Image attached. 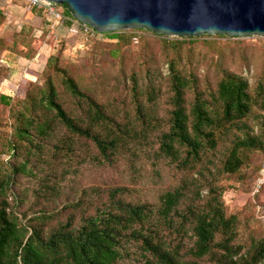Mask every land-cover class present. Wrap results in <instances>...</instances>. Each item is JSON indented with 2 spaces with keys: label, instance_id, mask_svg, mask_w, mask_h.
Listing matches in <instances>:
<instances>
[{
  "label": "trees",
  "instance_id": "1",
  "mask_svg": "<svg viewBox=\"0 0 264 264\" xmlns=\"http://www.w3.org/2000/svg\"><path fill=\"white\" fill-rule=\"evenodd\" d=\"M33 7L37 12L46 11ZM3 20L0 12V24ZM71 20L66 24L71 25ZM39 29L41 40L32 39L33 27H22L13 35L21 36L18 41L15 37L0 39V57L3 51H12L18 45L24 50V57L31 59L37 41L47 43L45 37L54 33V27L42 25ZM102 35L116 40L109 51L113 57L118 56L121 67L127 57L131 60L143 57L132 53V34ZM186 40L198 43L197 38L180 37L172 39L169 45L177 48ZM168 72L171 111L166 119L148 115V108L156 99L153 91H148L142 102L132 87V121L117 122L90 94V87L78 80L80 76L72 77L58 53L49 55L41 84L29 83L22 97L0 94V104L8 110L3 124L6 152L15 150L16 143L23 141L26 147L20 155L24 160L19 165L22 167L34 154L27 137L43 138L55 126L59 127L63 136L52 147L38 190L60 198L84 164L112 167L123 161L132 176L146 165L158 172L162 164L170 169L173 183L160 195L155 212L160 221L170 223L169 215L189 186H196L188 178L197 173L203 160L215 150L219 136L249 118L255 108L264 114V103L258 104L252 98L244 80L221 74L215 96L220 102V113L214 118L197 89L195 76L175 70L172 63ZM187 90L191 92L188 108ZM254 121L255 131L242 127L240 138L226 151L220 172L225 179L233 177L240 182L244 176L259 173L264 160V115ZM253 159L260 164L246 173L252 168ZM10 183L8 170L0 179V264H178L183 243L164 245L147 233L143 224L152 208L144 201L131 199L127 187L72 190L59 209L27 216L19 210L20 199L1 197ZM200 202L187 206L178 215L180 221L175 227L176 231H183L187 224L190 226L193 237L190 250L194 254L218 249L210 264H264V236L252 241L251 251L242 252V245L237 242L240 231L236 229L237 225L242 231V225L234 215L225 214L221 190L208 189Z\"/></svg>",
  "mask_w": 264,
  "mask_h": 264
},
{
  "label": "rangeland",
  "instance_id": "2",
  "mask_svg": "<svg viewBox=\"0 0 264 264\" xmlns=\"http://www.w3.org/2000/svg\"><path fill=\"white\" fill-rule=\"evenodd\" d=\"M55 10L60 18L42 11V15L45 16L43 27H54V33L45 37L48 44L42 48L44 54L42 57L38 56L32 62L27 61L24 58V50L18 45H14L16 48H12V51L1 53L0 94L13 98L22 97L29 83L41 84L46 58L58 53L62 65L70 71L72 77L77 79L80 76L78 80L90 87V94H93L102 109L117 122L132 121L130 102L132 87H135L142 102L145 101L148 91L155 93L156 99L148 108L149 116L159 119H166L169 116L170 63L175 70L183 73L188 71L195 76L197 89L208 103L214 118L220 113V102L215 96L221 74L244 80L252 98L258 104L264 103V36L229 37L203 34L194 37L198 43L186 40L179 47L172 48L169 42L172 39H180V36L156 34L146 29H127L120 32L132 34V53L136 55L140 53L139 55L142 54L143 57L140 60H131L127 57L124 66L121 67L118 56L113 57L109 51L116 43L114 38L100 33L93 36L86 34L82 25L67 13L63 5H55ZM0 12L4 19L0 27L6 26L0 28L1 40L14 38L13 35H17L21 29L19 27H35L31 26L32 22L22 26L10 22V17L16 16L2 9ZM69 19H72L71 25L66 24ZM36 35L41 36L35 30L31 34L32 39H38ZM15 39L18 41L21 36L18 35ZM208 41L211 42L210 45ZM258 92L261 96H258ZM185 95L188 108L191 92L187 90ZM260 115L264 114L255 108L249 118L232 125L228 132L219 136L215 150L203 160L197 173L188 178L190 184L195 182L196 186H189L169 215L171 222L168 223L160 221L155 212L160 203V195L173 183L170 169L162 164L158 167L159 173L150 165H146L145 169L135 176L128 172L123 161H118L112 167L84 164L72 176L73 179L61 198L49 197L39 192V182L47 171L46 164L53 152L52 147L62 138L63 132L55 126L52 132L43 138L29 135L26 141L31 142L34 154L19 167L24 161L20 155L26 146L23 141H19L14 147L15 150L6 152L3 124L7 119L8 110L0 104V179L8 170L11 172L10 188L1 197L5 195L10 199L15 196L20 199L19 210L29 216L59 209L63 205L64 197L72 190L85 187L103 190L127 187L131 199L144 201L152 208V213L144 221V230L164 245H172L178 241L183 243L178 264H210L211 259L219 253L218 249L202 255L194 254L190 250L193 243L190 226L187 224L186 230L183 231L175 230L180 221L178 215L190 204L201 203L208 189L221 190L225 214L234 215L236 222L242 225V231L236 225L237 232L240 231L237 242L242 245V252L251 251L252 241L264 236V185L260 187L256 185L260 170L256 176H244L240 182L233 177L225 179L220 176L223 158L231 144L240 138V129L244 127L255 131L254 120ZM259 164L258 159H253L252 168L246 173L254 170Z\"/></svg>",
  "mask_w": 264,
  "mask_h": 264
},
{
  "label": "water",
  "instance_id": "3",
  "mask_svg": "<svg viewBox=\"0 0 264 264\" xmlns=\"http://www.w3.org/2000/svg\"><path fill=\"white\" fill-rule=\"evenodd\" d=\"M65 5L71 16L95 32L146 29L195 37L264 36V0H44Z\"/></svg>",
  "mask_w": 264,
  "mask_h": 264
},
{
  "label": "crops",
  "instance_id": "4",
  "mask_svg": "<svg viewBox=\"0 0 264 264\" xmlns=\"http://www.w3.org/2000/svg\"><path fill=\"white\" fill-rule=\"evenodd\" d=\"M0 9L5 10L7 13L10 12V14L15 15L16 17H10L9 21L14 22V23H19L21 26L23 24H31L34 30L33 31H38L41 34V30L39 27L43 25L44 18L45 16L42 15L41 12H37L35 7L32 5L28 4L26 0H0ZM12 12V13H11ZM30 26V25H29ZM1 27H6L5 25ZM0 27V28H1ZM22 28V27H19ZM28 28V27H26ZM66 28V27H65ZM37 38L39 39L40 36L36 35ZM38 47L35 50V54L31 59H27V61L32 62L35 60V58L42 57L44 55L42 52V48L46 46V43H42L40 41H37ZM34 41L32 43V48H34ZM47 59V58H46ZM46 61V60H45Z\"/></svg>",
  "mask_w": 264,
  "mask_h": 264
},
{
  "label": "built area",
  "instance_id": "5",
  "mask_svg": "<svg viewBox=\"0 0 264 264\" xmlns=\"http://www.w3.org/2000/svg\"><path fill=\"white\" fill-rule=\"evenodd\" d=\"M26 1L28 4H30L32 6L44 8L49 15L54 16L55 18H60L59 14L55 10V4L44 1V0H26ZM78 23H80V22H78ZM80 24L82 25V29L86 34L93 36L95 33H97V32H95L94 29H92L87 24H85V23H80ZM256 183H257L256 184L257 187L264 185V160L262 162L259 177L257 178Z\"/></svg>",
  "mask_w": 264,
  "mask_h": 264
}]
</instances>
